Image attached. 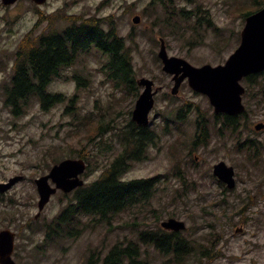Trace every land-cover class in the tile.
<instances>
[{"label": "rangeland", "instance_id": "374dc122", "mask_svg": "<svg viewBox=\"0 0 264 264\" xmlns=\"http://www.w3.org/2000/svg\"><path fill=\"white\" fill-rule=\"evenodd\" d=\"M2 3L0 0V182L15 176L24 179L0 197V231L9 228L17 234L13 257L18 264H87L92 253L99 257L102 252L103 258L116 243L137 242L139 232L158 230L160 223L170 218L185 222L187 240L200 244L215 235L221 255L212 264H264V131L255 130L257 124L264 123V88L250 89L244 100L248 114L238 129L220 133V123L214 120V111L204 96L185 86L179 97L170 98V78L156 59L162 37L170 56L195 66L224 63L239 46L242 15L254 9L252 0H166L163 5L160 0H48L43 6L31 0L14 6ZM198 10L201 16L212 18L214 27L203 29L204 41L190 47L178 33L186 31L189 37L193 23L179 14ZM168 13L173 14L174 22L178 20L175 34L156 21ZM66 15L78 20L103 19L106 30L114 27L125 39L136 78L165 86L153 113L161 116L157 125L164 121L163 112L173 119L186 101L196 103L201 111L183 107L187 112L181 121L169 122L168 132L164 126L159 128L158 146L151 148L146 160L132 164L125 175L126 181L158 176L149 204H140L109 223L87 226L90 220L80 218L82 224L75 229L79 232L86 227L85 232L47 241L46 227L64 211L72 194L59 191L36 219L39 196L35 180L49 173L52 158L79 159L80 155L88 164L83 176L86 185L99 179L122 150L118 134L129 121L136 101L130 91L116 90L108 81L102 67L110 56L94 49L78 57L71 68L63 69L49 87V92L66 97L63 103L43 110L32 100L21 116H14L5 106L4 90L13 77L21 41L28 35L36 38L72 25ZM135 16L141 17L138 25L133 23ZM50 23L54 27H49ZM198 116L207 120L208 139L194 147ZM251 141L260 144L258 152L246 148ZM219 162L236 172L237 186L227 193L212 175ZM242 226L246 235L235 236V230ZM203 244L207 246V242ZM142 253L145 264L167 263L168 258L151 246H142ZM207 263L191 259L188 264Z\"/></svg>", "mask_w": 264, "mask_h": 264}, {"label": "trees", "instance_id": "16d2710c", "mask_svg": "<svg viewBox=\"0 0 264 264\" xmlns=\"http://www.w3.org/2000/svg\"><path fill=\"white\" fill-rule=\"evenodd\" d=\"M252 1L254 9L243 13V18L264 7V0ZM171 16L173 14L168 13V16L162 19L163 14H161L156 21L162 22L175 34V31L179 29L176 25L178 20L174 22ZM179 16L184 18V21L193 23L189 37L186 31H183L181 35L178 33L179 37H182L190 46L194 43L201 44L204 41L203 29L214 27L212 18H207L206 15L201 16L199 10L195 14L182 11ZM65 18L72 25L55 29L48 34L43 33L36 38L28 35L21 41L13 65V77L4 90L5 105L14 115L23 113L32 100H39L43 110L61 103L64 100L63 96L53 95L48 91L54 77L60 74L62 69L73 65L80 53H90L94 48L109 54L110 62L106 66V73L115 88L119 90L127 88L131 93L138 91L132 54L124 38L117 34L115 28L106 30L103 27V19L90 18L78 22L77 17ZM49 27H54L53 23H50ZM257 78L264 83V73ZM251 86L253 82L249 81V88ZM238 120L240 118H225L220 131L237 130ZM142 132L139 134L140 137L130 139L131 144L137 148L135 152L148 148L152 142V138L146 135L144 130ZM79 157L84 158L81 155ZM132 158L135 159L136 155L133 154ZM52 160L56 164L62 158H52ZM110 166L99 180L73 193L64 211L46 227V232L51 234L49 238L53 237L52 235L62 237L64 227H67L68 235L74 236L75 228L81 224L80 218L88 217L95 222L108 221L124 211L145 204L153 195V182L124 183L121 181L128 168L125 153ZM171 243V239L166 236L161 237L158 232L149 233L146 236H140L138 242L116 243L103 258L102 252L99 257L92 255L89 264H145L142 259L141 245L147 244L156 245L168 255L173 252L176 264H187L191 254L195 255L197 260L206 257L204 251L200 248L195 249L193 245H190V251L181 248L171 252Z\"/></svg>", "mask_w": 264, "mask_h": 264}, {"label": "water", "instance_id": "95a60500", "mask_svg": "<svg viewBox=\"0 0 264 264\" xmlns=\"http://www.w3.org/2000/svg\"><path fill=\"white\" fill-rule=\"evenodd\" d=\"M17 1L2 0L5 6L13 5ZM33 1L38 5H42L47 0ZM134 22L138 23L139 19H135ZM161 42L159 58L163 60V70L166 73L176 75L183 72L180 78H176L177 81L173 94L178 93L181 82L188 77L192 89L210 98L211 104L215 107L216 114L225 113L234 116L244 113L245 108L242 104V95L245 90L239 82L248 75L264 71V8L246 18V24L241 33V45L224 66L214 68L210 65H205L201 68H195L185 60L175 57L169 58L164 40H161ZM138 83L141 86H145L146 89L136 103L133 119L141 125H147L149 123V113L154 106L153 97L155 93H152L154 83L147 79H142ZM262 128L263 125L256 127L257 130H261ZM85 170L86 164L83 160H65L54 166L48 175L38 179L36 184L40 195L38 205L40 212L44 210L51 197L58 190H62L67 194L78 187H82L84 182L80 180L79 176ZM214 172L230 188L235 186L232 168H228L224 163H221L215 166ZM21 179V177H15L10 179L8 183H0V193L10 190ZM50 180L56 185L55 188L51 186ZM163 227L175 231L185 229L183 223L175 220L164 223ZM14 240L15 235L10 231L0 233L1 264H15L11 258L14 251Z\"/></svg>", "mask_w": 264, "mask_h": 264}, {"label": "flooded vegetation", "instance_id": "af4514ba", "mask_svg": "<svg viewBox=\"0 0 264 264\" xmlns=\"http://www.w3.org/2000/svg\"><path fill=\"white\" fill-rule=\"evenodd\" d=\"M252 78H254V77H252ZM256 78V77H255ZM257 79V78H256ZM255 79V80H256ZM247 80V79H246ZM183 107H186L187 109H189V108H196V110L199 112V111H201V109H200V107L196 104V103H190V102H185L184 103V105H183ZM187 111V110H186ZM223 118H227V117H223ZM207 121V120H206ZM237 125L238 126H240L241 125V122H237ZM132 124L131 123H129L127 126H126V128H125V131L127 132V139H128V142L129 143H131L130 142V139L132 138V137H140L139 136V134H140V132H142V130H140V129H136V130H132ZM152 127H154V128H152ZM152 127H151V131H152V136H153V138H155V139H160V132H159V128H162L163 126H160V125H157V124H153L152 125ZM157 129H156V128ZM169 126H167L166 128L164 127V129L166 130V131H169ZM143 133V132H142ZM194 133H195V140H194V142H193V146L195 147L196 145H199L200 144V142H199V140H200V138L201 137H205V140L206 139H208L206 136H208V132H207V128H206V126H205V121H202L201 119L200 120H197L196 121V124H195V131H194ZM132 134H134V136L132 135ZM127 159L128 160H130L131 158L129 157V155L127 154L126 155V161H127ZM195 160L197 161V160H199V158L198 157H196L195 158ZM166 234L168 235V237H170V238H177V236H178V234L177 233H174V232H166ZM178 246V245H177Z\"/></svg>", "mask_w": 264, "mask_h": 264}]
</instances>
